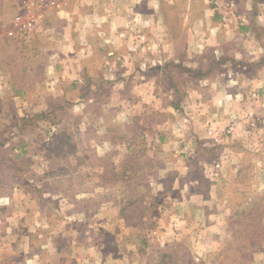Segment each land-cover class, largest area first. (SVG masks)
<instances>
[{"label":"rangeland","instance_id":"1","mask_svg":"<svg viewBox=\"0 0 264 264\" xmlns=\"http://www.w3.org/2000/svg\"><path fill=\"white\" fill-rule=\"evenodd\" d=\"M123 1L110 23L132 51L100 57L110 82L94 83L52 43L67 1L0 0L14 84L38 94L0 112V264H264V0H162L158 14L150 3L147 34ZM147 72L165 88L171 73L176 114L149 99L155 116L126 124L107 86Z\"/></svg>","mask_w":264,"mask_h":264},{"label":"crops","instance_id":"2","mask_svg":"<svg viewBox=\"0 0 264 264\" xmlns=\"http://www.w3.org/2000/svg\"><path fill=\"white\" fill-rule=\"evenodd\" d=\"M67 1V10L65 11V14H63V18L60 20V27H57V35L53 38L52 43L56 44L58 54L60 56H65L67 58H70V60L73 58L74 65H77L80 68V81H82L81 77L86 79V81H89V75L85 77L84 73L88 72L90 74V79L96 83L97 81H105L110 82V80L107 79V76L103 78L102 72H100V66L102 65V56L108 52L109 50L113 51H123V52H131L132 50L128 46L129 43H126L124 40L119 41L118 39V31L117 29L113 30V26L110 23V21L116 17V13L114 9L111 7V3L113 2H119L123 0H63ZM125 3H128L129 7L127 10L132 13L133 15H136L137 21L135 23V26L137 30H139L141 33L147 34L148 33V23H142V21L145 22V16H146V10H148V5L152 3V14L156 13L158 14V7L163 5L162 0H125L123 1ZM146 5V6H145ZM4 6L0 5V25L2 23V20L4 19V12L2 13V8ZM126 10V12H122V15L125 16L129 12ZM133 11V12H132ZM162 16V15H161ZM158 17V16H157ZM213 17H215V14L213 13ZM141 18V19H140ZM104 19V20H102ZM140 19V20H139ZM142 20V21H141ZM3 23H5L3 21ZM8 23V22H7ZM6 23V24H7ZM147 25V26H146ZM161 30L158 31V33L155 34L156 37H166L169 34H173L172 31L168 30L166 27H160ZM3 29V28H2ZM1 31V29H0ZM61 32L63 34H61ZM66 35V36H65ZM3 39H5L6 35L2 34ZM62 37V42L60 43ZM58 38V40H57ZM45 39V38H44ZM51 39V37H49ZM70 40V41H69ZM47 41V39H46ZM161 41V40H160ZM48 44L51 43V40L47 41ZM45 43V40H44ZM51 43V44H52ZM8 46H0V99H2L3 105L0 104V112L2 111L1 108L5 107L4 101H21L26 100L28 103L29 99L33 98L34 96H37L38 94L31 93V90H23V88H17L14 84V77H13V69L14 66L11 64V60L7 61L5 59L6 52H7ZM48 49H51L48 48ZM171 50V48H170ZM174 50V49H172ZM53 50H48L49 54ZM183 51V50H182ZM72 53L73 56L72 57ZM175 50L173 56L168 54L165 57V60H163L164 67H168L167 64L176 61L175 57ZM97 56V57H96ZM171 56V57H170ZM101 57V58H100ZM260 57V56H258ZM46 65L45 67L49 68L52 64H50L49 60H44ZM67 61V60H66ZM71 63V64H72ZM131 65L135 67H139V63L136 61L132 62ZM44 67V68H45ZM95 67L97 68L96 72H89L88 68ZM186 69L193 70L195 69V65L186 64ZM30 70V74L34 75L35 72V65L29 66L28 68ZM79 69V68H78ZM165 72L167 69H164ZM102 78H101V77ZM144 76H146V79L144 77V82L138 81L140 84H133L130 87L126 88V86H122V90H116L114 86H107L109 87L108 90H106V94L115 95V98L111 96L112 104L116 105V100L120 101L124 107H126L125 112V122L128 124L131 119L132 115L140 116L141 118L143 116L147 117L148 115H153L151 111L146 110L145 103L148 102L149 99H155L153 100L156 104L155 107L157 109H160L166 113H170L171 115L176 114V107L172 104L173 102L171 99L178 94V89L176 87V81L174 82V78H172L171 73H163V77L166 78L169 82V85L165 88L164 86L160 87L158 82L157 75L151 76L148 72L147 74L144 73ZM99 77V78H98ZM260 77H264L261 73ZM36 77H32V82L36 81ZM253 80V79H252ZM84 81V80H83ZM256 81V79H254ZM254 82H252L253 84ZM146 84L150 85V88L152 91H149V89H146ZM223 90V89H222ZM221 91H210L209 92V102L211 105L215 104L217 100L222 99L223 95ZM22 93L21 97L19 94ZM24 94V95H23ZM163 98L167 99L166 104L163 105L161 102L163 101ZM18 99V100H17ZM133 101V102H132ZM31 102V101H30ZM220 102V101H219ZM218 102V104H219ZM33 104V102H31ZM30 103V106L32 105ZM163 105V106H162ZM28 106V104H27ZM26 108V107H24ZM29 108V107H28ZM137 108L138 110L136 111ZM32 109V108H31ZM122 109V108H121ZM219 107H214L211 110H219ZM134 110V111H133ZM31 111V110H29ZM21 112V111H20ZM129 119L130 121H126ZM150 119L148 120V123H150ZM141 122V119H140ZM162 122V121H161ZM146 123H142L141 125H144L145 128ZM159 124V123H158ZM157 123L155 124V121H151L149 125L153 127V134L150 132V130L144 129V134L149 136L151 134V139L154 141V143H159L160 145L165 140L164 135H162V129L158 128L159 126ZM162 124V123H160ZM124 147H129L128 143L124 140ZM156 143V144H157ZM107 145V143L105 142ZM108 145L110 143L108 142ZM108 145L106 147H108ZM180 160V159H178ZM235 173H237V168H235ZM193 209L194 206H192Z\"/></svg>","mask_w":264,"mask_h":264},{"label":"trees","instance_id":"3","mask_svg":"<svg viewBox=\"0 0 264 264\" xmlns=\"http://www.w3.org/2000/svg\"><path fill=\"white\" fill-rule=\"evenodd\" d=\"M255 246V243H252V247H254Z\"/></svg>","mask_w":264,"mask_h":264}]
</instances>
